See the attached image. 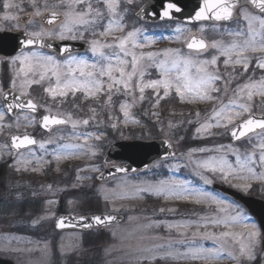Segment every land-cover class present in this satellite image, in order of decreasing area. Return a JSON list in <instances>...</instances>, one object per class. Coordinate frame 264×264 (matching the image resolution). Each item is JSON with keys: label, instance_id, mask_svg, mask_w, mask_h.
Instances as JSON below:
<instances>
[{"label": "rangeland", "instance_id": "374dc122", "mask_svg": "<svg viewBox=\"0 0 264 264\" xmlns=\"http://www.w3.org/2000/svg\"><path fill=\"white\" fill-rule=\"evenodd\" d=\"M146 0H114L118 4L116 14L113 16L107 10L103 0H86V3L76 5L70 9L67 5L69 0H0V31L19 28L18 18L25 12L31 10L35 14L32 22L26 25L25 29L28 33L39 32L44 36H50L56 39L59 37L65 22L51 30L46 29L38 21L39 15L44 11H58L65 15L69 11H86V4L91 3L93 9H99L104 15L98 20L97 28L93 25H72L73 31L66 35H75L76 39H63L71 41H84L85 39L91 44L92 40H98L101 43H113V37H123L129 31H137L135 37L138 44L143 47L129 49L135 51L137 55L140 53L156 52L160 53L154 58L155 61L164 59L163 50L179 49L183 56H191L194 60H210L213 56L218 57L217 65L209 68V71L218 70V73L224 77V80L215 84L216 87H223L224 81L229 80V74L232 77L227 85V92L213 93L219 99L210 101H195L192 103L182 102L179 96L173 90L170 95L161 100L158 106L155 105V94L151 88H146L143 93L144 99L140 100V93L137 87V80L132 81L133 91L131 94L126 93L121 86L119 92H113L111 104L107 103V93L100 94L94 99L98 105L89 108L83 114H75L73 106L65 105V99L72 98V93L66 97L57 96L55 99L49 95L45 89L49 86H55V77L45 79L40 84H32L27 89V96L35 99L41 105L42 113H56L66 118L71 117L72 121H78L76 128L73 129L71 122L66 128L55 129L50 133L41 131L39 128V115L34 116L28 113H21L15 118L9 117L5 112V118L2 122L5 126L0 131V209H5V204L11 205L14 202L9 201V172H23L28 176H41L46 169H53L52 181L36 180L31 181L22 173L24 184L19 183L17 188H25L29 190V197L26 199L25 207H21L18 214H23L20 221L23 225H29L33 215L42 209L41 213L32 222V225L39 227V231L48 232L45 238L40 237L38 232L32 226H29V234L22 233L18 229L9 232V211L7 216H0V257L11 258L20 264H64L68 261L69 256H82L85 253L98 257L100 264H249L259 258L260 264H264V248L262 247L263 234L256 219L239 203L226 197L222 193L213 190L212 185L218 183L229 186L246 195H261L264 199V179L253 178L252 174L246 169L241 171L240 165L237 163V156L241 160H246L249 155L254 154L255 163L249 166L253 167L257 176L264 174V164L259 161V157L264 152L259 145L264 143V133H260L251 137L242 144L233 143L229 138V130L239 121L247 118L252 113L264 114V96L254 94L251 101L238 100L237 103L245 102L250 104V112H243L241 116L228 124L227 127H212L207 131L197 132L205 122L215 123L213 119V109H218L221 103L227 104L229 100L236 99V91L238 86H243L252 81H260L264 77V69L256 67V58L264 57V53L247 52L246 55L251 58L248 71L243 72L242 66L237 65L235 69L231 65L227 67L224 61L227 57L221 55L217 49L211 48L203 54L190 53L185 50L184 44L194 29L192 26L180 23L166 22L161 25H149L139 21L132 12L137 9L138 5H142ZM11 5L5 7V5ZM132 11V12H131ZM243 9L239 11L240 19L230 25L208 26L201 25L196 30L209 41L210 45L215 42H223L229 44L233 40L243 39L242 37L230 36L229 32L237 30L247 33V21L243 18ZM254 16L260 17L252 11ZM39 13V14H38ZM134 14V13H133ZM95 16V12L92 13ZM87 18V17H86ZM109 20H119L123 25L122 31H116L108 35H100L107 28ZM101 25V27H100ZM155 31L166 32V36H158ZM181 28L184 31L177 33L176 29ZM253 27L259 29L258 22ZM9 28V29H8ZM203 28V31L201 29ZM95 33V35H93ZM82 36V38H80ZM179 37V38H177ZM106 53L118 51V49L105 48ZM36 52L45 56H52L47 52L39 49L25 50L13 58L4 61L0 59V71L5 66L9 73L2 76L4 82L3 87L15 79L17 83V92H21L19 87L20 81L24 79L23 73L20 72L22 65L15 57L22 53ZM89 63L100 62L101 59L94 55L92 51L83 57ZM131 60V57H124ZM57 60V59H56ZM59 61V60H58ZM64 61V60H63ZM62 62V61H61ZM115 64V60H113ZM141 66L146 69L143 79L148 82L154 79H160V70L155 66L153 60L145 57L141 61ZM63 71V68L61 69ZM193 76L196 75V68H192ZM50 75V74H49ZM116 75V73H114ZM8 76V77H7ZM29 78H32L31 74ZM107 79L106 77L104 78ZM1 83V82H0ZM0 84L2 92L3 88ZM161 89V93H162ZM255 93L256 90H253ZM85 93L83 91L76 92ZM0 94V112H4ZM191 95V94H189ZM86 97V95H85ZM179 99L183 107L174 108L172 99ZM65 103V104H64ZM129 105L127 111L128 116L124 115L121 110V104ZM136 105V106H135ZM137 107H142L138 112ZM79 107H76L78 109ZM95 109V111H92ZM50 110V111H49ZM162 111L167 113L164 117ZM235 112H241L238 107L234 108ZM156 113V115H153ZM175 113L178 115L175 117ZM199 113V115H197ZM145 116L153 117L156 126L151 130L143 119ZM28 116L34 118L30 124L24 119ZM195 122L193 138L196 143L194 147L185 146L181 140L183 139L177 134L176 128L185 120ZM84 120H88V124H83ZM115 125V127H113ZM29 131L36 134L39 143L49 140L53 143H46L45 148L41 149L39 145L35 148L25 150L12 158V152L8 144L7 138L11 133H21ZM156 131V132H155ZM159 134L160 137L171 141L176 150V156L170 160L159 161L155 166L146 173L121 176L107 182H98L96 176L105 169L103 158L106 150L115 142L132 139L152 138L150 136ZM100 137L96 139V137ZM63 137V139H60ZM68 145V147H65ZM79 145L80 147H75ZM205 149V151H200ZM56 153L61 155V159L56 158ZM215 157L219 159L224 157L232 165L236 171L229 180H222L221 173H212L203 168H198L197 164L208 161ZM24 158L26 163H17L18 160ZM122 165V163H119ZM19 169V171L17 170ZM197 172H201L212 181L205 184L200 179ZM31 175H30V174ZM31 176V177H32ZM188 182L187 187L210 193L222 203L217 204L211 199L196 203L193 197H184L166 194L160 192L157 194L156 189L160 188V182ZM244 185H250L245 189ZM240 186V187H238ZM90 188L96 192L101 199V205L105 212L123 213L126 216L125 221L109 229V242L102 246L86 247L83 244V233L75 231H67L56 234L51 228V223L55 221L57 209L60 203V197H72V189ZM138 189H148V191H138ZM21 199L25 200L22 196ZM44 206L40 205V201ZM51 202V203H50ZM78 201L74 198L66 200L62 207L66 208L70 213L80 214L76 211ZM164 209V211H161ZM223 209V211L221 210ZM2 212H4L2 210ZM240 214L242 219L232 220L231 217ZM19 216V215H18ZM221 221V223H216ZM189 222V227H172L168 225H181ZM227 222L228 226L225 227ZM222 232H230L233 235L228 237H219ZM204 233H213L218 240L205 238ZM250 233L256 235L250 236ZM33 235V236H32ZM35 236V237H34ZM56 241V244L54 243ZM184 241V243H177ZM250 244L252 259L247 256L240 255V244ZM172 247L169 248L168 245ZM224 245V251L215 259L203 260L193 259L190 256L180 258L160 259L168 251L187 252L190 248H219ZM164 245L163 248L157 247ZM57 251V252H56ZM239 257L233 259L228 255ZM58 254V261L54 255ZM156 256V259H151ZM147 257V259H145Z\"/></svg>", "mask_w": 264, "mask_h": 264}, {"label": "snow or ice", "instance_id": "6c2138e0", "mask_svg": "<svg viewBox=\"0 0 264 264\" xmlns=\"http://www.w3.org/2000/svg\"><path fill=\"white\" fill-rule=\"evenodd\" d=\"M63 2V0H62ZM103 2L107 6V10L110 14L115 16L116 9L118 4L114 2V0H103ZM131 2V0H129ZM246 2L250 3L254 7L259 8L260 12L264 14V0H235V2H230V0H204V6L200 8L198 12L195 13L194 19L197 21H203L209 19V13H212V17L216 21H227L233 18V8L236 6V3ZM35 3V0H33ZM86 0H69L68 7L70 9L74 8L76 5L84 4ZM11 5L6 4L5 7H10ZM175 9L176 11H180L179 8L176 7L175 4L168 3L166 6V10L162 12V17H170L171 10ZM95 12V16H92V13ZM39 14V13H38ZM243 18L247 21V33L244 31L237 30L235 32H229L230 36L242 37L240 40H233L229 44H224L223 42H213L211 45L207 44L203 39H197L193 36L190 42H187V48L189 50H196L197 52L206 51L209 47L217 49L219 53L227 59L224 61L225 66L231 65L233 69L235 66H242L243 72L248 71L249 64L251 63V58L246 55L247 52H258L264 53V15L257 17L247 12V10L243 11ZM53 20L58 15L53 12L52 14ZM103 13L99 9H93L91 3L86 4V11H69L65 13V18L68 23L63 26L62 31L59 33V37L61 39H76L75 35H66V33H71L73 31L72 25H90L98 22L99 19L103 17ZM87 17V18H86ZM50 23L53 21H49ZM258 22L259 29L253 27V24ZM115 28L116 31H122L123 25L120 24L119 20H109L107 24V28L104 32L100 33V35H108L113 32ZM184 30L181 28H177V33H182ZM203 31V28L201 29ZM42 33L33 32L28 33L29 38L24 41L27 45H32L34 43L40 42V37ZM95 35V33H93ZM137 35V31H129L123 37L114 36L113 43H101L98 40L91 41V51L94 55L98 56L101 61H105L106 63L93 62L89 63L88 60L84 58H78L76 56H70L64 61H58L53 56H45L36 52L31 53H22L21 55L15 57L16 61H19L22 65L20 72L23 73L24 79L20 81V89L19 93L20 97L27 96V89L32 84H40L46 78L50 79L51 77H55V86H49L45 89L46 92L55 99L57 96L66 97L69 92L75 95L76 92L83 91L86 95V98L92 97L96 98L100 94L107 93L106 102L111 104L112 102V94L113 92H119L121 86L123 90L131 94L133 91L132 81L134 79L137 80V87L140 93V100L144 99L143 93L146 88H151L154 90V94L156 97L155 105L158 106L160 101L167 98L170 93L174 90L175 93L179 96L182 102L192 103L197 100L199 101H210L214 99H219L217 95H213V93H220L221 91L227 92V85L230 82L231 78H234L229 74L230 79L224 81L223 87H216L215 84L219 81L224 80V77L218 73V70L209 71V68H214L217 65L218 57L213 56L210 60H194L192 57L183 56L179 49H165L163 50L164 59H160L159 61H155L154 58L160 55V53L156 52H148V53H137L131 49H129L128 45L131 44L132 48L140 47L142 48V44H138L135 37ZM82 38V36L80 37ZM179 38V37H177ZM105 48L109 49H118V51H114L112 53H106L104 51ZM65 53L69 52L68 48L63 49ZM124 57H131V60L125 59ZM147 57L150 60H153L155 66L160 70L161 78L150 80L148 82H144V75L146 74V69L141 66V61ZM115 60V64L113 63ZM256 67L259 69H264V57L256 58ZM63 68V71L61 69ZM196 68V75L193 76L191 69ZM116 73V75H114ZM32 78H29V76ZM50 74V75H49ZM107 78L106 80L104 78ZM11 88L15 90L17 88L16 80L14 79L11 82ZM161 89L163 90L161 93ZM253 90H256L254 93ZM0 94H3L5 100V111L0 112V131L3 130L5 126L11 127L12 125H4L2 122L5 118V112L11 113L14 109L27 108L32 112H35L38 108V105L32 100L27 99L25 102H20L19 97L14 96L13 101H8L7 97L11 93H2V89H0ZM191 94V95H189ZM254 94H259L264 96V77H261L260 81H252L250 83H246L243 86H238L236 91V99L229 100L227 104L221 103L218 109H213V119L215 123L205 122L197 128V132L207 131L212 127H227L228 124L233 123V121L241 116L243 112H250V104L245 102L237 103L238 100H244L246 98L247 101H251ZM129 105L127 103L121 104V110L124 111V115L128 116ZM238 107L241 112H235L234 108ZM50 111V110H49ZM92 111H95L93 109ZM156 115V113H153ZM199 115V113H197ZM24 119L29 121L31 124L34 120L25 116ZM71 122L73 129L76 128L78 121H72L71 117L67 119L60 118L55 115H44L42 117L43 127L49 131H51V125H63ZM88 120H84L83 124L87 125ZM115 127V125H113ZM264 130V118L256 119L251 116L246 120H243L240 125L237 126V130H233L231 135L239 139L241 136L247 134V132H252L255 129ZM239 129H243L239 131ZM100 137H96L99 139ZM12 146L16 149L24 148L29 145H35L38 142L32 138L29 134H24L22 137L12 136L11 138ZM63 139V137H60ZM46 143H53V141L49 140L47 142H40L39 147L41 149L45 148ZM6 147V146H0ZM68 147V145H65ZM75 147H80L79 145H75ZM261 149H264V143L259 145ZM200 151H205V149H200ZM56 158L61 159V155L56 153ZM259 161L264 164V152L259 157ZM27 161L22 158L18 160L17 163H26ZM237 163L240 165V170H247L252 174L253 178L264 179V174L257 176L253 167L249 166L250 164L255 163L254 154L249 155L246 160H241L239 156H237ZM198 168H203L209 172L221 173V179L227 182L229 177L233 175L236 171L232 167V165L228 162V160L224 157H220L216 159L215 157L211 158L208 161H204L202 163L197 164ZM19 171V169H17ZM124 171V169H120ZM196 175L200 177L201 180L204 181L205 184H210L212 181L208 179L201 172H197ZM188 182H166L161 181V187L156 189L157 194L160 192H165L170 195L184 196V197H193L195 198L196 203H201L204 200L211 199L217 204L222 203V201L218 200L216 197L211 196L210 193L204 192L199 189H189L187 187ZM240 187V186H238ZM245 189L250 187V185L242 186ZM138 191H148V189H138ZM51 203V202H50ZM223 211V209H221ZM164 211V209H161ZM97 224H105L106 221H114L116 219L115 216H108L106 218H102L101 216L94 217ZM232 220L242 219L240 214L237 216L231 217ZM216 223H221V221H216ZM225 223V227L228 226L227 222ZM190 223L185 222L181 225H168L169 228L172 227H189ZM58 227L64 228L65 223L63 219H60L58 222ZM205 238H211L218 240L219 237H228L233 234L230 232H222L217 237L213 233H204ZM250 236L256 235L255 233H250ZM177 243H184V241H178ZM157 247L163 248L164 245H158ZM169 248L172 247L171 244L168 245ZM224 251V245L221 244L219 248L207 249V248H190L187 252H172L168 251L164 255L160 256V259L166 258H180V257H191L193 259H215L219 257L221 252ZM229 256H232L231 252H228ZM240 255L247 256L248 259H252L253 255L251 252L250 244H240ZM156 256H152L151 259H156ZM233 259H239V257L232 256ZM147 259V257L145 258Z\"/></svg>", "mask_w": 264, "mask_h": 264}, {"label": "water", "instance_id": "95a60500", "mask_svg": "<svg viewBox=\"0 0 264 264\" xmlns=\"http://www.w3.org/2000/svg\"><path fill=\"white\" fill-rule=\"evenodd\" d=\"M230 2L234 3L235 0H230ZM168 3L175 4L176 7L180 9V11H176L175 9H172L170 13V17H162V12L166 10V6ZM243 5H248L255 12L261 13L259 8L254 7L250 3L241 2V3H236V6L233 8V18L231 20L216 21L212 17V13L210 12L208 14L209 19L203 20V21H197L194 19L195 13L198 12L200 8L204 6V0H149L137 11L136 16L144 22H161L165 20H174V21H180V22H185V23H199V22H209L213 24L232 23L238 20L239 16L237 15V10L239 7ZM52 13L53 12H45L40 17V21L47 28H53L56 25L61 24L65 20L64 15L58 12H55L58 15L53 20V17L51 15ZM32 18H33V15L31 13H27L20 18L19 22L22 25H25ZM49 21H53V22L50 23ZM193 36H195L197 39H202L199 37L198 34H195ZM28 38H29L28 33L24 29L0 32V57L4 59H9L13 57L15 54L25 49L32 48V47H39V48L47 49L60 56H67L75 52H85L89 50V45L86 43H77V42H71V41L57 40L51 37L40 38V42L34 43L32 45H27L24 43V41H26V39ZM191 38L189 39L188 42H190ZM65 48H68L70 51L65 53L63 51V49ZM186 48H187V45H186ZM192 51H196V50H192ZM4 93H11L7 97L8 101L10 102L13 101L14 96L19 97L20 102H25L27 99H32L27 96L20 97L19 93L13 89H8ZM32 100L38 105V108L35 112H32L30 109H27V108H23V109L17 108V109H14L11 113L7 112V114L10 115L11 117H15L20 112H29L35 115L38 114L39 104L34 99ZM2 102L5 108V100H4L3 95H2ZM49 114L58 116L54 113H47L45 115H49ZM42 117L40 118V126L42 129L49 132V130L43 127ZM59 117L64 118L61 116ZM251 117L260 119V118H264V114L254 113L251 115ZM241 122H239L236 126H234L229 131V134L233 142L237 143V142L243 141L254 134L264 131V130L257 128L252 132H247L246 135L241 136L239 139H237L236 137H233L231 135V132L233 130H237V126L240 125ZM65 125L66 124L51 125L50 127H51V130H53L55 127L65 126ZM242 130L243 129H239L238 132ZM24 134H29L32 138H34L37 141V138L29 132L10 135V137L8 138V143L11 146L14 156L17 153L25 149H29V148H32L38 145L37 143L35 145H29L27 147L20 148V149L14 148L12 146L10 138L12 136H17V135L22 137ZM174 156H175V152H174L173 144L166 139L120 141L108 149L104 162L107 165H109V167L106 170H104L101 174H99L97 179L99 181H106V180H110L112 178L122 176V175L143 172L147 170L148 168L152 167L155 164V162H157L158 160L172 158ZM119 161H124L126 162V164L123 166L115 165ZM120 169H124V171H121ZM213 188L241 202L250 211V213L257 218V220L259 221L261 225V229L264 235V201L263 200L250 197V196H245L236 190H233L231 188H228L226 186L219 185V184H214ZM96 216H101L102 218H106L108 216H115L116 219L114 221H106L105 224L101 225V224L96 223L94 219V217ZM60 219L64 220V223H65L64 228L58 227V222ZM123 219H124L123 215H118V214H113V213L93 214V215H86V216H76L73 214L72 215L62 214L57 218L56 228L58 230H64V229H69V228L80 229V230H89V229L97 228V227L105 228L107 226L118 224ZM263 246H264V240H263ZM0 264H14V263L11 262L10 260L0 258Z\"/></svg>", "mask_w": 264, "mask_h": 264}, {"label": "trees", "instance_id": "16d2710c", "mask_svg": "<svg viewBox=\"0 0 264 264\" xmlns=\"http://www.w3.org/2000/svg\"><path fill=\"white\" fill-rule=\"evenodd\" d=\"M172 103L174 104V108L177 107L176 109H178V107L182 106V103L179 101V99H172ZM162 113L164 114V117L167 116V113L165 114L164 111H162ZM175 117H177L178 115L175 113ZM167 118V117H166ZM196 123L195 122H190L189 120H185L183 123H181V125H179L178 128H176L177 130V134H179L183 139L181 140V142L185 145V146H189V147H194L196 141L193 138V131H194V127H195ZM155 137H159V134L156 133ZM78 194L81 193L80 197L82 198V207L85 211L87 212H99L101 210V203L98 197L95 196V194L91 191H87L86 189L84 190H79L77 192ZM22 206H24L25 204H21ZM5 209H0V215L5 213V211H9V203L4 206ZM2 210L4 212H2ZM101 237V238H100ZM100 237L96 236V237H92L89 238L86 242V244L90 243L93 245H97V243L99 241H105V235H100ZM253 264H260L259 261H256Z\"/></svg>", "mask_w": 264, "mask_h": 264}, {"label": "flooded vegetation", "instance_id": "af4514ba", "mask_svg": "<svg viewBox=\"0 0 264 264\" xmlns=\"http://www.w3.org/2000/svg\"><path fill=\"white\" fill-rule=\"evenodd\" d=\"M241 9H243V10H248V11H252L248 6H243V7H241L240 8V10ZM255 14H257V13H255ZM257 15H260V14H257ZM201 25H208V26H214V25H212V24H208V23H201V24H190L189 26H192L194 29L192 30V33L193 32H195V31H197L196 30V27H199V26H201ZM9 29V28H8ZM44 53L45 52H47V51H43ZM47 53H49L50 55H52L55 59H57V60H59V61H63V60H65V59H67V58H69L70 56H67V57H60V56H58V55H56V54H54V53H50V52H47ZM85 54H73V55H71V56H76V57H83ZM1 60H3V63L4 64H6V62H4V61H7V60H5V59H3V58H0ZM1 84V86L3 87V83H0ZM4 88V87H3Z\"/></svg>", "mask_w": 264, "mask_h": 264}]
</instances>
